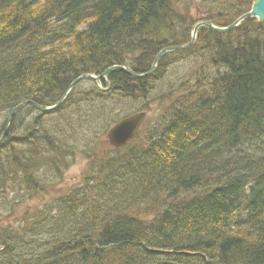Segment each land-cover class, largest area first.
I'll return each instance as SVG.
<instances>
[{
    "label": "trees",
    "instance_id": "16d2710c",
    "mask_svg": "<svg viewBox=\"0 0 264 264\" xmlns=\"http://www.w3.org/2000/svg\"><path fill=\"white\" fill-rule=\"evenodd\" d=\"M178 1L0 0V109L23 101L27 109L35 107L31 101L54 104L80 74L126 66L124 55L138 59L132 72H146L161 48L190 39L194 22L188 5L180 12ZM203 1L205 20L221 26L250 3ZM174 20L178 34L167 45ZM263 25L246 19L226 33L200 28L191 47L162 56L156 71L140 79L110 70L103 86L121 91L117 99L110 96L118 102L122 93L133 98L136 88L135 98L145 100L149 78L180 53L199 56L202 67L182 80L190 90L173 83V91L158 95L168 99L165 119L159 116L156 127L117 150L105 143L97 153L93 130L86 150H79L88 107L108 98L107 90L94 88L88 103L75 99L74 90L65 96L51 114L59 112L54 119L65 125L64 136L45 134L41 142L36 136L37 143L22 134L17 139L29 143V156L10 136L12 118L0 142L1 189L8 181L15 195L22 191L17 197L29 196L54 187L78 153L90 160L80 185L43 209L52 216H26L20 231L0 233V264H264V199L258 200L264 196ZM36 123L23 132L45 125ZM42 142L45 155L37 149ZM40 168L52 182L39 180ZM39 236L48 244L40 255L18 252L26 237Z\"/></svg>",
    "mask_w": 264,
    "mask_h": 264
},
{
    "label": "rangeland",
    "instance_id": "374dc122",
    "mask_svg": "<svg viewBox=\"0 0 264 264\" xmlns=\"http://www.w3.org/2000/svg\"><path fill=\"white\" fill-rule=\"evenodd\" d=\"M233 1H237V4L239 2H241V0H233ZM249 1H250V3L248 6H247V3L245 2V3L241 4L240 7L245 8L247 6V9H249L252 0H249ZM185 2H184V0H179L177 2V4H178V9L180 12H183L186 4L189 6V7L187 6V8H188L187 11H188V14L191 16V18L194 22L193 25L191 26V28L189 29L190 30L189 31V33H190L189 38L190 39L186 41V43H188L191 40L192 29H193L194 25L197 22L205 20V18H207V15L209 12L207 11V7L205 6V3L208 1L188 0ZM218 14H224V13L221 12ZM262 22H264V21H262ZM178 23L179 22L177 20H174L172 23V28H171L172 33L165 36L164 40H165V43L167 45H170L173 37L175 38V36L178 34V33H174V30L178 31V28H179V27L177 28ZM170 27H171V25H170ZM260 30H264V27H261ZM226 32L227 31H225L224 33H226ZM197 33H198V31H197ZM196 37H197V35H196ZM196 39L192 42V44H194ZM183 44H185V43H183ZM188 48H185V50ZM180 50H182V49H180ZM180 50H175V51H180ZM65 53H66L65 51L61 52V54H65ZM156 54H155V56H156ZM166 54H168V53H165L164 55H166ZM164 55H162V56H164ZM124 56L125 57H124L123 62H125V65L130 72L131 71L130 70L131 69L130 68L131 63L134 64V60H138V59H136L137 57L135 54H132L130 56H127V55H124ZM199 59H200L199 56H197V58H195V54L180 53V56L177 57V61L174 64H170L167 69H165L166 65L165 66L162 65L163 68H160L159 71H157L155 73V77L149 78V80L146 83V89L147 90L145 89L146 90L145 95H147L149 93H150V95L145 100L142 97L135 98L137 96V88H136L135 96L133 98L130 97L133 100L129 99L128 97H126L122 93L121 98L117 100L119 103L112 101L111 97L117 99L116 96L119 97V94L121 91L115 90V88L106 89L107 86H103L104 81H106V74L108 72H106L104 75H102L100 77V79H98V81L94 79L96 77H99V75H101L98 73H89V74L93 75V76H90L91 78L82 77V78L77 79L78 78V76H77L63 90L62 96L64 94L68 95L71 91L74 90V95H75L74 98L75 99L78 100V98H81L82 102L84 99L85 100L84 102L88 103L90 101V98H92L95 95L94 88L95 89L99 88L100 91L102 90L101 92H105L107 90L106 95L108 96V98H104V100H101V99L98 100L97 101L98 103H96V105H90L91 107H88V108H91V112L88 115V117H87V115L84 117V122H83V124L88 122V125H86L88 128V131L85 134H83L84 135L83 137H81V134H80V137H81L80 138V142H81L80 146H81V148L79 150H81V149L86 150L85 146H83V145L89 141V138H90L89 134L93 130V132L97 133L96 135L93 136V138H94V140L98 139V141L96 143H98V145H99L98 146L96 144L95 150L97 153H100L101 151L103 152L104 144L109 143L108 139H107V135H106L107 131L117 121L121 120L122 118L141 111V110H139L140 107H142L145 104L147 105V107L143 106L142 111H145L146 119L142 125V128L138 132V134H140V136H142L145 130H147V129L150 130L151 128L156 127V121H157V118L159 116H161L162 119H165L166 114L164 111V106L168 100L167 98L165 100H162V98L158 99V95L162 92L173 91V89H174L172 86L173 83H176L178 85V87H180L181 89H183L185 91H188L191 88H193L191 83L185 82L182 84L181 82H182V80L190 79L191 78L190 77L191 72H196V74H199L202 72V67H201L200 63L196 62V60H199ZM159 60L157 61L156 65L153 67V69L149 72L148 75H150V74H152V72L154 73L156 71V69L158 67ZM152 62H153V60H152ZM152 62L149 66V69L152 66ZM2 65H4V67H5L6 63H4ZM2 69H3V67H2ZM146 72H144V73H146ZM132 73H134V72H132ZM144 73H135V74H144ZM82 74H84V73H82ZM82 74H80V75H82ZM133 78L134 79H140V78H135V77H133ZM71 83H73L72 86H71ZM179 83H181V85H179ZM62 96L60 97V99L62 98ZM49 105H53V104H48L47 106H49ZM81 105H82V103H81ZM11 111L12 110H10V107H7V106H4L3 108L0 109V127H1V125H4V128L7 127V129H8L10 127V123H11L12 118L14 119V122H13L14 126L11 125L12 126V132H11L10 136H11V138H15L14 140H15L16 147L20 151L24 152L27 155H28V152L25 150L27 148H28V150L30 149L29 143L22 142L21 140L17 139L22 134H28L27 136L30 138V141L37 142V143H38V140L35 139V138H37L36 136H39V138H38V139H40L39 142H41V140L44 139L43 136L45 134H49V133L53 134L56 138H58L60 136L59 133H62V135L64 136L65 125H63V123H61V122H55V119H54L55 116L59 115V112L57 114L51 116L52 113H47V112L46 113H44V112L38 113L37 111L31 112L30 109H27V108H25L23 111H20V112H17V110L14 112H11ZM8 119H9V121H8ZM38 120L45 123V125L42 128H40L38 130L36 128L34 130L35 132H23L22 127H24L25 125H28V124L29 125L33 124V127H34L35 123L38 122ZM64 140H65V137H64ZM0 142H1V138H0ZM65 142H66V140H65ZM89 144H90V142H89ZM44 145H45L44 142H42L40 146L38 144L37 149H38V151L43 152L45 155V152H48L49 148L41 149ZM109 145H110V148L112 149V151L117 150L123 146L122 145L119 148H114L113 146H111V144H109ZM23 156H24V154H23ZM89 160H90L89 158L83 157L80 155V153H78L75 156V158H72L69 161H67V167H65V169L62 170L61 176L55 180L56 184L54 187H49L43 191L32 192L31 195H29V196L24 195L23 197H17L18 195H22V191L19 189V194L15 195L14 192L12 191V186L10 184L11 182L2 181V183H5V184L2 185L3 186L2 189L0 188V233L2 235H4L5 233L11 232L13 229H18L20 231L22 221L26 216L29 217L30 220L34 219L35 216H37L39 214L42 215L44 213H46L47 216H52V214H53L52 211L45 212V211H43V209H48L47 204L49 203V201L52 198L55 197V195H56V197H60V195L65 194L69 189H71L72 186H76L78 184L80 185L81 178H82L83 174H86V172L88 171L87 164H88ZM37 172H39V174H38L39 180H43L46 182H52V177L50 175L41 173V172H43V168L38 169ZM40 184H43V183L40 182ZM15 189L17 190V188H15ZM5 205L8 206V208H9L8 210H4L3 206H5ZM140 211H143L142 206L140 208ZM54 213L56 214V212H54ZM82 226L83 225H81V227ZM34 237L37 238V236H34ZM25 239H26V243L20 247V249L18 251L19 253H25V254L30 253L31 254V252H32L34 254L40 255L42 253V251L46 250L48 247V244H45V245L43 244V239H40V236H39V240H37V241H33L32 239H30L28 237H26Z\"/></svg>",
    "mask_w": 264,
    "mask_h": 264
},
{
    "label": "water",
    "instance_id": "95a60500",
    "mask_svg": "<svg viewBox=\"0 0 264 264\" xmlns=\"http://www.w3.org/2000/svg\"><path fill=\"white\" fill-rule=\"evenodd\" d=\"M247 18H255L259 22L264 21V0H252L249 10L246 11L245 13H243L241 16H239L237 19H235L232 23H230L227 26L220 27V26H216V25H214L210 22H207V21L197 23L192 30L191 40L188 43H185V44L180 45V46H169V47L162 48L154 57L151 68L144 74H133V73L128 72V70L122 66H112V67L104 70L102 72V74L99 75V77L104 75L108 70H110L112 68L119 67L121 70L129 73L132 77L141 78V77L149 74V72L156 65L159 58L162 55H164L165 53H167L169 51H173V50L187 48L188 46H190L195 39L196 30L200 26H204V27H206V28H208L214 32H223V31H227L229 29L234 28L236 25L239 24V22L241 20H244ZM82 77H90V76L88 74H84V75L80 76V78H82ZM99 77H96L94 79L98 81ZM77 79H79V78H77ZM72 84L73 83H71V86H72ZM22 104L23 103L18 104V105H22ZM38 107L40 108V106H38ZM16 108H17V106H16ZM16 108L12 109V112H14L16 110ZM52 108L53 107L42 108V110L46 111V110H50ZM144 118H145V114L143 112H137V113H134L132 115H129L127 117L122 118L121 120L116 122L114 124V126H112L107 131L106 135H107L108 142L114 148H119L120 146L125 144L130 138H132L136 134V132H138ZM9 119H8V121H9Z\"/></svg>",
    "mask_w": 264,
    "mask_h": 264
},
{
    "label": "bare ground",
    "instance_id": "6f19581e",
    "mask_svg": "<svg viewBox=\"0 0 264 264\" xmlns=\"http://www.w3.org/2000/svg\"><path fill=\"white\" fill-rule=\"evenodd\" d=\"M113 65H116V64H113ZM149 69V68H148ZM65 98V97H64ZM63 98V99H64ZM16 106H17V108H16ZM7 107H10V110H12V109H14V108H16L17 110H20V109H22L21 111H23L25 108L23 107V106H21V105H9V106H7ZM24 108V109H23ZM30 109V111L32 112V111H37L38 113L39 112H42V108L40 107H34V108H29ZM138 134V132H136V134L135 135H137ZM125 145V144H124ZM168 190V189H167ZM166 191V190H165ZM179 194V193H178ZM261 199H264V196H261L258 200H261ZM257 200V201H258ZM257 201H255L254 203H253V205H256V202ZM235 208H241V204H239V203H237L236 204V206H235ZM170 263H172V264H178L177 262H175V263H173L172 261L170 262Z\"/></svg>",
    "mask_w": 264,
    "mask_h": 264
}]
</instances>
